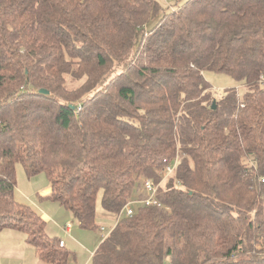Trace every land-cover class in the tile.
Returning a JSON list of instances; mask_svg holds the SVG:
<instances>
[{
    "label": "trees",
    "instance_id": "trees-1",
    "mask_svg": "<svg viewBox=\"0 0 264 264\" xmlns=\"http://www.w3.org/2000/svg\"><path fill=\"white\" fill-rule=\"evenodd\" d=\"M168 1L0 0V230L42 263L70 252L14 199L17 163L81 228L98 193L119 214L90 264H264V0ZM146 178L160 205L125 215Z\"/></svg>",
    "mask_w": 264,
    "mask_h": 264
},
{
    "label": "rangeland",
    "instance_id": "rangeland-1",
    "mask_svg": "<svg viewBox=\"0 0 264 264\" xmlns=\"http://www.w3.org/2000/svg\"><path fill=\"white\" fill-rule=\"evenodd\" d=\"M158 1L162 5L170 4L168 0ZM204 77L211 84L214 97L221 96L224 89L228 87H234L238 96L244 92L245 87L228 74L207 70L204 72ZM79 83L78 81H74L69 84L76 86ZM15 172L16 186L13 191L14 199L29 206L34 213L45 221L44 232L46 235L64 240L66 244L65 249L73 254L69 256L67 264H83L89 251L101 241L100 232L97 230L98 227L103 226L105 229H111L116 222L115 214L105 213L101 208V194L98 193L95 205L94 223L97 228L83 229L78 225L77 220L74 219L71 212L48 197L50 182L44 173L40 172L28 176L19 163L15 166ZM163 183L164 181L161 184ZM46 191L48 193L45 194ZM68 221L72 222L73 227L70 233L65 234L62 226ZM24 238L26 239V235L23 231L10 228L0 230V241L14 242L13 247H17V245L22 246V248L28 247L33 252L32 246L27 244ZM30 261L31 259L27 257L26 262L29 264ZM32 264H38L37 260Z\"/></svg>",
    "mask_w": 264,
    "mask_h": 264
},
{
    "label": "crops",
    "instance_id": "crops-1",
    "mask_svg": "<svg viewBox=\"0 0 264 264\" xmlns=\"http://www.w3.org/2000/svg\"><path fill=\"white\" fill-rule=\"evenodd\" d=\"M46 193H48V191H46L45 194ZM41 194H43V193H41ZM45 194H43V195H45ZM72 227H73L72 222L68 221L62 226V229L65 232V234H67L68 232L70 233V231L72 230ZM97 230L100 232V236H101L102 233L100 231V226L98 227ZM106 230H109V229H106ZM59 239L62 240L61 238H59ZM24 240H26V239L24 238ZM62 241H63V247L65 248L66 244H65L64 240H62ZM27 244H29V243L27 242ZM13 245H14V242L0 241V264H28L26 262L27 257L31 259L29 264H32L33 262H35V260H37L38 264H45V263H41L40 261H38L37 255H36L32 245L29 244L30 246H32L33 252L30 251V249L28 247L22 248V246H18V245H17V247H13ZM96 247H97V245H94L93 248L89 251V253L86 257V261L83 264H90L91 256L93 255V252L96 249ZM70 255H73V254L70 252Z\"/></svg>",
    "mask_w": 264,
    "mask_h": 264
},
{
    "label": "built area",
    "instance_id": "built-area-1",
    "mask_svg": "<svg viewBox=\"0 0 264 264\" xmlns=\"http://www.w3.org/2000/svg\"><path fill=\"white\" fill-rule=\"evenodd\" d=\"M177 161V158L174 159L173 162H169L166 163L163 167V169L161 170V174H162V179H164L166 176H168L172 171H174L175 169V162ZM263 181V177L261 179ZM142 188L144 191V197L141 199H131L128 200L127 203L124 205L123 207V212L125 215H132L133 214V204H141L143 206L146 205H160V203L158 202L157 198H156V191L158 188V183L155 184L150 178H146L145 180H143L142 183ZM119 218V214L116 216L115 221H117V219ZM100 231L102 233V236H106L108 234L109 230H104L103 227L100 228ZM59 245L62 246L63 245V241L60 240L59 241Z\"/></svg>",
    "mask_w": 264,
    "mask_h": 264
},
{
    "label": "water",
    "instance_id": "water-1",
    "mask_svg": "<svg viewBox=\"0 0 264 264\" xmlns=\"http://www.w3.org/2000/svg\"><path fill=\"white\" fill-rule=\"evenodd\" d=\"M39 92H42V93H47V90L45 89H39ZM215 104H214V101L212 103V108H214ZM72 107V106H71Z\"/></svg>",
    "mask_w": 264,
    "mask_h": 264
}]
</instances>
